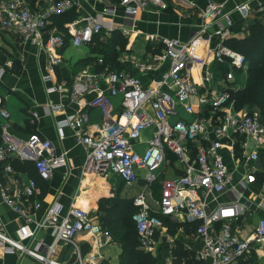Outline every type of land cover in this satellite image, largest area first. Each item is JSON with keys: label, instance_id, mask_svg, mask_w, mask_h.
<instances>
[{"label": "built area", "instance_id": "1", "mask_svg": "<svg viewBox=\"0 0 264 264\" xmlns=\"http://www.w3.org/2000/svg\"><path fill=\"white\" fill-rule=\"evenodd\" d=\"M95 1L100 9L94 15L68 22L66 33L54 24L52 16L77 8V0H50L46 7L37 9H32L26 0H0V29L20 35L47 54L50 73L45 80L50 82L54 80V67L62 62L60 50L69 39L75 46H91L103 32L120 28L127 35L134 30L141 12L170 7L168 0ZM228 1L205 0L201 11L204 24L186 42L149 35L151 42L162 45V52L152 58L169 59L167 69L150 85L125 71L106 69L78 74L71 95L76 99L93 93L88 105L101 111L102 122L88 127L89 113L82 110L57 123L61 138L65 136L64 129L71 127L78 143L87 148L86 171L93 174L114 173L128 185L142 178L151 185L159 178L162 167L172 162L171 158L177 162L180 171L161 182L158 209L154 210L149 202L151 194L142 192L134 199L137 210L132 219L141 246L149 249L154 245V233L163 226V216L177 220L185 214L188 221L196 223V233L202 240L197 259L203 264H253L264 247V218L248 219L254 211L264 210V181L255 189L262 171L259 163L264 124L258 112L247 106L238 108L233 97L241 87L237 74L248 63L244 54L227 43L234 26L230 12L225 10ZM252 2L255 6H251ZM235 9L248 18L251 13L263 14L264 3L243 0ZM117 16L122 18L123 27L114 22ZM211 26L216 30L209 39L214 35L216 42L209 51L213 61L226 68L217 80L211 69L205 70L207 59L197 53V43ZM99 62L104 63L102 58ZM139 65L143 72L157 68L153 61ZM195 69L204 73L200 83L192 74ZM102 81H106V86ZM63 87L52 85L47 92ZM117 96H121L119 113H115L113 103ZM178 107L187 117L179 114ZM51 108L59 110L62 106ZM10 119L5 97L0 95V194L2 201L23 219L12 236L0 216V250L4 254L29 256L40 264H100L99 252L83 259L77 251L74 263L53 257L60 245L76 244L80 234L98 250L111 241L110 230L86 209L72 206L62 215V206L54 204L33 226L34 210L42 208L37 182L30 179L23 185L22 200L12 194L9 183L18 184L12 160L32 161L39 175L48 180L55 167L66 164L67 153L57 155L53 142L38 133L26 140L15 139L9 133ZM149 129L147 148L139 152L135 145L143 141V134ZM42 227L49 229L50 242L37 240V231Z\"/></svg>", "mask_w": 264, "mask_h": 264}, {"label": "crops", "instance_id": "2", "mask_svg": "<svg viewBox=\"0 0 264 264\" xmlns=\"http://www.w3.org/2000/svg\"><path fill=\"white\" fill-rule=\"evenodd\" d=\"M243 0H229L225 10L230 12L234 21L230 38L227 43L233 41L244 40L250 36L251 26L253 22L261 17L264 22V13H251L248 18H245L241 12H238L235 7ZM264 3V0H261ZM32 9L46 7L50 0H37L35 5L26 1ZM77 8L70 11L76 12V17L71 21L94 15L100 9L99 4L95 0H77ZM170 7L165 11L146 10L138 15L134 30L129 34H125L123 30L117 28L114 32H103L95 39V44L87 46L89 52L87 54L79 51L80 46H75L69 39L67 46L60 50L62 62L54 67V80L50 82L45 80V76L50 73L48 70L49 58L45 52L40 50L31 42H25L20 35L0 29V95L5 97V103L11 113L9 121V133L17 140H26L33 133H38L42 137L53 142L57 155L67 153V161L65 165H60L54 168L50 179L45 180L37 172L35 165L29 160H12L15 177L18 179V184L9 183L12 188V194L22 200L23 185L30 179L37 182L40 189L38 199L42 202V208L34 210L32 215L33 226L42 221L47 210L54 204L62 206V215L66 214L72 206L82 207L86 209L90 216L99 223H105V210L108 211L109 206L104 210L100 207L105 199L119 198L127 201L135 208L134 199L142 192H149V202L153 209H158V202L161 195V182L166 179L168 174L172 177L180 170L177 162L171 158L170 164L163 166L160 170L159 178L151 185H147L144 179L139 182L128 185L120 176L114 173L93 174L86 171V155L87 148L79 144L74 136V131L71 127L64 129L65 136L60 137L57 128L58 121L65 119L67 116L86 110L90 116V126L102 122L101 111L97 108L90 107L88 102L92 99L93 93H85L74 99L71 95L75 77L83 72L96 73L103 70L125 71L132 75L139 76L144 85H150L153 80H156L162 72L167 69L169 59L157 61L152 57L162 52V45L159 42H151L150 34H158L169 38H179L183 41H188L194 31H199L204 24L201 11L205 7V0H168ZM255 2L251 6H255ZM68 12V11H67ZM122 9L119 10V14ZM64 14V13H62ZM60 14V15H62ZM59 15V14H56ZM54 16V15H53ZM116 24L122 21L120 16L114 18ZM70 22V21H69ZM54 23L61 31L67 33L66 24ZM124 26L123 22L119 24ZM216 30L215 26H211L208 33L204 34L202 39L197 43V53L203 56L207 61L206 69H211L215 80L219 79L226 70L225 66H221L213 61L210 53V48L215 45L216 36H209ZM127 41L126 50L128 58L121 60L120 66L122 70L114 69L107 64V56L98 54L94 51L97 43L102 42L106 37L111 40L116 38V35ZM84 46V45H83ZM86 46V45H85ZM74 49L70 54L71 59H68L66 52ZM77 59L73 60L74 53ZM103 59V64L99 59ZM131 59V60H130ZM153 61L157 66L156 71L143 72L138 67L139 64ZM138 66V67H137ZM247 67L237 74L239 86H242V80L247 77ZM104 72V71H103ZM197 82H201L204 76L199 70L192 71ZM106 86V81L101 82ZM62 84V90L48 93V87L52 85ZM121 96L113 98L115 113L120 112ZM54 105L62 106L59 110H53ZM50 108V112L47 111ZM151 136V130H147L143 134V141H139L135 145V149L139 152H144L147 148V141ZM1 140V132H0ZM264 140V139H263ZM254 145V142L251 140ZM262 160L259 167L264 165V143ZM17 162V163H16ZM20 165L21 169H16ZM262 170V168H261ZM264 171V167H263ZM140 174L143 176L144 171ZM259 185L255 186L258 189ZM122 191L124 195L121 194ZM132 191V192H131ZM111 210H115L110 207ZM0 216L2 223L5 225L6 231L15 236L17 228L22 223L23 219L7 206L0 194ZM108 217L112 219L114 227L112 230V239L101 249H94L87 241L84 234L76 237V244L69 246L60 245L57 252L53 256L60 261L74 263L77 260V253L83 259H87L93 252H99L100 264H124L128 261V256L125 254L121 244V232L118 230L121 218L119 215L108 213ZM264 218V210L254 211L248 219L257 220ZM163 226L159 228L153 235L154 245L147 249L139 244L138 249L146 253H150L155 259V264H174L175 255L173 253L175 247L180 243L183 250L188 254L182 264L191 260L194 263L203 264L197 259V253L202 248V240L196 233V223L188 221L185 214H181L177 220H173L163 216ZM35 225V226H36ZM174 230L175 233H172ZM138 234V232H137ZM115 235V238H113ZM37 240L50 242V231L47 228H40L37 231ZM139 238V235H138ZM140 242V240H139ZM78 251V252H77ZM253 264H264V247L259 250L255 256ZM0 264H40L39 261L29 257H19L17 254H4L0 250Z\"/></svg>", "mask_w": 264, "mask_h": 264}, {"label": "trees", "instance_id": "3", "mask_svg": "<svg viewBox=\"0 0 264 264\" xmlns=\"http://www.w3.org/2000/svg\"><path fill=\"white\" fill-rule=\"evenodd\" d=\"M27 1V0H26ZM37 0H28L32 5H35ZM76 17L75 11H68L62 15L52 16V20L56 24H62L71 21ZM251 28V34L244 40L233 41L228 45L234 50L245 55L248 63L247 77L240 87V89L233 94L236 99L238 108L247 106L250 111L258 112L260 121L264 124V22L261 17L257 18ZM116 38L117 33H115ZM123 44H126L124 42ZM95 51V49H94ZM111 58H116L113 50L108 49L107 53ZM113 56V57H112ZM108 60V58H107ZM1 142V140H0ZM17 163V162H16ZM16 169H21L20 165L15 164ZM264 167V165H263ZM258 185L264 181V171L258 174ZM109 206L108 211L105 210V223H102L104 228H107L112 233L114 226L112 219L108 217V213L112 212L114 215H119L121 222L118 230L121 232L120 240L125 254L128 256V261L125 264H155L156 259L150 254L139 250V238L137 234L136 225L132 219L133 213L137 210L131 208V204L119 198L105 199L100 207L104 210ZM112 207L115 210H111ZM175 233L174 230H171ZM175 255L174 264H182V260L187 258L188 254L180 243L177 244L173 251ZM186 264H200L194 263L191 260L185 262Z\"/></svg>", "mask_w": 264, "mask_h": 264}, {"label": "rangeland", "instance_id": "4", "mask_svg": "<svg viewBox=\"0 0 264 264\" xmlns=\"http://www.w3.org/2000/svg\"><path fill=\"white\" fill-rule=\"evenodd\" d=\"M124 42L127 43V41L123 40L121 37L115 38L114 40H111L110 37H106L102 42H98L97 46L95 47V52L98 54H105L108 57L107 60V64L110 67H113L114 69L117 70H122L120 63L121 60L128 58L129 56L127 55V52H125L126 50V44H123ZM108 49H111L114 51L116 58H111L110 55L106 54ZM74 49H71L70 51L66 52L65 56L68 59H71V53L73 52ZM79 51H81L84 54H87L89 52L88 47L87 46H81L79 47ZM76 54H80V52H76L74 53V57L72 58L73 60H76L78 56H76ZM113 57V56H112ZM131 60V59H130ZM242 83H244V81L242 80ZM178 111L179 114L183 117H187L186 113L184 112V110L181 107H178ZM176 118H172L171 120L174 121ZM264 143V140H262V144ZM263 163V159L262 162ZM261 168L263 169V164L261 165ZM166 178H172V176L170 174H168L167 176H164ZM125 191H122L121 194L124 195ZM132 192V191H131ZM113 238H115V235H113ZM125 264V263H124ZM141 264H144L141 262Z\"/></svg>", "mask_w": 264, "mask_h": 264}]
</instances>
